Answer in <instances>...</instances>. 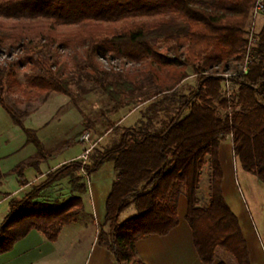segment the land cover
<instances>
[{"label":"trees","instance_id":"trees-1","mask_svg":"<svg viewBox=\"0 0 264 264\" xmlns=\"http://www.w3.org/2000/svg\"><path fill=\"white\" fill-rule=\"evenodd\" d=\"M256 1L0 0V13L4 15L44 18L52 25L75 24L84 33V63L79 71L86 76L95 77L104 71L97 59L114 45L118 53L131 59L147 57L155 62V66H150V78L157 86L165 87L158 94L171 91L187 76L188 70L198 76L197 88L180 96L179 106L161 128L149 130L146 124L123 128L118 141L89 162L81 159L66 162L45 173L44 179L25 195L10 197L7 214L0 223V254L11 250L30 230L40 232L48 241H56L61 228L83 210L80 194L86 189V178L105 161H112L115 177L96 240L112 252L117 264H145L136 252L135 242L149 234L166 235L178 224L179 194L186 199L185 219L202 263L228 264L214 259L217 248H221L232 255L234 264H250L238 218L223 196L218 147L229 137L242 169L264 182V22L251 47L247 72L229 78L237 85L234 98L223 97L224 77L208 69L222 57L242 59L246 55L249 45L246 23ZM98 22H121V25L109 29L110 36H102L91 29ZM159 36L173 43L170 50L162 51L153 42ZM19 37L23 40L22 64L28 68L25 84L17 82L13 67L0 64V107L22 129L26 142L36 149L33 156L9 171L23 185L28 170L42 173L40 164L50 154L35 132L24 125L23 112H17L6 102L5 92L21 91L25 100L55 92L66 95L71 102L74 93L69 76L54 65L52 56L42 48H29L23 34ZM34 38L50 41L41 31L34 33ZM184 39L187 43L181 53ZM162 67H168L165 80L160 76ZM138 72L125 74L114 84L99 82L114 101L101 116L117 113L130 101L125 93L141 89L140 83L136 86ZM160 104L157 100L152 105L153 115ZM96 123L86 122L83 131L91 130ZM79 136L63 148L82 143ZM206 166L209 193L201 199L197 188ZM64 178L68 179L71 191L66 199L46 195ZM129 205L134 206L136 213L119 221L120 213Z\"/></svg>","mask_w":264,"mask_h":264},{"label":"rangeland","instance_id":"rangeland-1","mask_svg":"<svg viewBox=\"0 0 264 264\" xmlns=\"http://www.w3.org/2000/svg\"><path fill=\"white\" fill-rule=\"evenodd\" d=\"M195 2L204 0H193ZM145 18H136L135 20H143ZM247 20L246 25L248 24ZM264 22V15L258 16L256 19L255 29L258 33L260 27ZM96 24V25H95ZM92 25L91 29L95 32L101 33L102 36H110L109 29L118 28L121 22H98ZM41 31L49 36L50 41H38L34 38V33ZM23 34L28 42V47L32 49L42 48L52 56L55 66H60L62 72L69 76L70 89L74 93V101L70 104L78 112L80 118V132L75 136L80 135L84 130L86 122L96 121V125L89 130L91 133L93 148L88 155L85 163L90 161V158L95 156L98 152L111 147L119 139V134L123 128L129 126L147 125V129L156 130L168 120V117L176 111L180 104V96L194 91L198 86V76L191 70L187 71V76L171 91H165L158 94L157 92L164 91L165 87L157 86L150 78V66H155L151 59L143 57L140 60L131 59L125 54L117 52V45L109 47L107 51L102 52L97 61L104 70L103 72L94 76H86L79 71V66L84 63L82 51L84 44V33L75 24H57L52 25L44 18H30L27 16H12L0 13V64L4 67H13L15 77L18 83L24 85V75L28 72V68L22 64V50L23 40L19 37ZM153 42L158 44L162 51L170 50L172 42L165 41L161 36L154 37ZM187 41L183 40L180 51L185 50ZM217 51V50H216ZM252 55V53L250 52ZM245 55V54H244ZM243 55V57H244ZM242 59L235 57L221 58L217 63L208 70L214 69L218 74L224 77L222 81L223 97L232 99L237 92V85L229 78L231 74L240 70ZM113 60V61H111ZM118 62L120 69L112 68V62ZM243 61V62H242ZM139 69V70H138ZM139 71L136 80V86H141L133 92H127L125 95L129 97V103L122 107L117 113L109 116H101L103 111L109 110L114 101L102 90L100 81L103 83H115L124 78L125 74L136 73ZM168 67H162L160 76L165 80ZM6 102L14 109L26 114H39V118H51L54 112L57 111L63 104L64 100L69 101L66 95L60 93H47L33 96L30 100H25L21 91L13 90L6 91L4 94ZM159 100L161 104L157 109V114L153 115L152 105ZM69 105V104H68ZM74 109V111H75ZM221 108L218 111L221 112ZM70 107L65 104L59 110L55 117L67 116V120L71 118L74 120L76 115L72 113L69 115ZM123 112V113H122ZM53 117V119H55ZM46 118V119H48ZM42 119H38L41 122ZM26 125H28L25 122ZM55 134V133H54ZM229 138V137H227ZM63 146L67 143L66 139L61 141ZM69 142V141H68ZM60 146V147H62ZM69 150H81L84 147L78 144L71 145ZM79 160V159H78ZM82 161V160H81ZM83 162V161H82ZM251 181L244 179L243 175H239V191L243 198L248 212L251 214L256 222L261 223L255 225L261 235H264V182L260 181L255 175L250 174ZM253 178V179H252ZM209 174L207 166L203 168L200 176L197 196L204 199L209 193ZM70 185L68 179L64 178L55 185H53L46 195L49 197H59L66 199L70 194ZM133 213V214H132ZM136 210L133 205H129L119 216V221L134 215ZM82 214V213H81ZM78 216L76 222H82L85 217ZM76 224V223H74ZM73 224V225H74ZM215 260H224L228 264H234V258L228 252L221 248H217L215 253Z\"/></svg>","mask_w":264,"mask_h":264},{"label":"crops","instance_id":"crops-1","mask_svg":"<svg viewBox=\"0 0 264 264\" xmlns=\"http://www.w3.org/2000/svg\"><path fill=\"white\" fill-rule=\"evenodd\" d=\"M65 104L70 107L69 115H76L74 120H67V116L55 117ZM62 106L51 118H39V114L29 115L23 112L24 125L35 132L50 154V157L40 164L42 173L36 174L28 170L27 181L23 185L19 184L17 176L9 171L19 162L33 156L36 149L32 143L26 142L22 129L14 124L9 114L0 107V223L7 214L10 197L25 195L32 186L44 179L48 171L66 162L80 159L84 148L69 150L72 144L65 149L61 145L63 139L67 142L72 140L80 132L81 126L73 103L71 105L70 100H64ZM38 119H42L41 122H38ZM76 144L84 147L83 143ZM218 155L223 170V196L238 218L246 239L250 264H264V235L255 228L256 224L261 228V223L251 217L239 191V175L251 182L252 176L242 169L238 158L232 152L229 138L220 143ZM114 177L113 162L102 163L86 178V189L80 194L83 203L80 217H85L82 222H76L77 217L62 227L54 242L45 239L40 232L30 230L11 250L0 254V264H117L112 252L99 245L96 240L97 230L104 222L105 201ZM176 212L178 224L166 235L149 234L135 242L136 252L145 264H204L198 257L191 229L185 219L186 199L183 194L177 197ZM105 229L107 230V227ZM216 263L214 261L211 264Z\"/></svg>","mask_w":264,"mask_h":264},{"label":"built area","instance_id":"built-area-1","mask_svg":"<svg viewBox=\"0 0 264 264\" xmlns=\"http://www.w3.org/2000/svg\"><path fill=\"white\" fill-rule=\"evenodd\" d=\"M264 15V0H257L256 3L254 4L253 8L250 11V17H249V22L246 26V30L248 32L247 38H248V48H247V52L244 58V62L241 64L240 70L237 71L236 73L231 74V76H235L238 73H246L247 72V66L251 60V47L254 44L255 40H256V34L257 31L255 29V25H256V19L258 16ZM113 61V60H111ZM118 62H112V66L113 68H118L119 64H117ZM79 140L80 142H82L84 144V149L82 151V154L80 156V159L85 162L88 158L89 153L91 152L92 148H93V141H92V137H91V133L89 130H85L83 131L80 136H79Z\"/></svg>","mask_w":264,"mask_h":264}]
</instances>
